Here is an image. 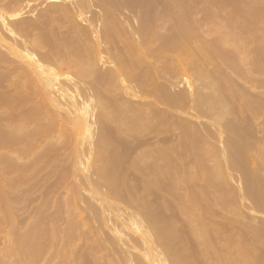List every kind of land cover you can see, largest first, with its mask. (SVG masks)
<instances>
[{"label": "rangeland", "instance_id": "rangeland-1", "mask_svg": "<svg viewBox=\"0 0 264 264\" xmlns=\"http://www.w3.org/2000/svg\"><path fill=\"white\" fill-rule=\"evenodd\" d=\"M0 20V264H125L126 242L129 264L264 263V0H0ZM133 211L148 236L115 244Z\"/></svg>", "mask_w": 264, "mask_h": 264}, {"label": "bare ground", "instance_id": "bare-ground-1", "mask_svg": "<svg viewBox=\"0 0 264 264\" xmlns=\"http://www.w3.org/2000/svg\"><path fill=\"white\" fill-rule=\"evenodd\" d=\"M101 1H102V0H100V2H101ZM97 2H98V1H97ZM108 2H110V1H108ZM108 2H107V3H108ZM98 4H99V3H98ZM105 5H106V4H105ZM108 5H110V4H108ZM110 6H111V5H110ZM105 7H106V6H105ZM111 8H112V7H111ZM123 12H124V10H123ZM124 13H126V12H124ZM129 15H130V14H129ZM126 16H127V15H126ZM3 17H4V16H3ZM128 17H129V16H128ZM3 20H5V18H4ZM0 23H2L1 20H0ZM11 25H12V24H11ZM0 26H1V25H0ZM8 27H9V26H8ZM10 27H11V26H10ZM9 33H10V32H9ZM224 54H225V53H224ZM246 54H247V53H246ZM240 55H241V54H240ZM244 55H245V54H244ZM245 56H246V55H245ZM224 57H225V56H224ZM254 57L256 58V55H255ZM255 58H254V59H255ZM258 58H259V57H258ZM244 59H245V57H244ZM241 60H242V59H241ZM252 60H253V59H252ZM252 60H251V61H252ZM253 61H254V60H253ZM252 63H254V62H252ZM231 64H232V63H231ZM233 65H234V64H233ZM252 65H253V68H254V64H252ZM257 65H258V64H257ZM251 67H252V66H251ZM146 68H147V67H146ZM263 68H264V67H263ZM263 68H262V69H263ZM248 69H250V68H248ZM254 69H256V66H255ZM215 70H216V69H215ZM215 70H214V71H215ZM256 71H257V70H256ZM142 72H143V71H142ZM225 72H226V71H225ZM225 72H224V73H225ZM248 72H249V70H248ZM252 72H253V71H252ZM262 72H263V70H262ZM147 73H149V72H147ZM145 74H146V73H145ZM248 74H249V73H248ZM250 74H251V73H250ZM256 74H257V73H256ZM227 75H228V72H227ZM227 75H226V76H227ZM246 75H247V74H246ZM262 75H263V74H262ZM148 76H149V75H148ZM247 76H248V75H247ZM250 76H251V75H250ZM251 77H253V76H251ZM255 77H257V76H255ZM255 77L253 78V80H255ZM258 77H259V76H258ZM231 78H232V77H231ZM133 79H134V78H133ZM229 79H230V78H229ZM248 79H249V78H248ZM259 79H260V78H259ZM147 80H148V78H147ZM238 80H239V79H238ZM249 80H251V79H249ZM260 80H261V79H260ZM260 80H259V81H260ZM154 81H155V80H154ZM228 81H229V80H228ZM231 81H232V80H231ZM102 82H103V81H102ZM133 82H134V81H133ZM133 82H131V84H132ZM158 82H159V81H158ZM233 82H234V80H233ZM236 82H237V81H236ZM236 82H235V83H236ZM261 82H262V81H261ZM135 83H136V85H137L138 82H135ZM139 83H140V82H139ZM139 83H138V86H139ZM154 83H155V82H154ZM255 83H257V80L255 81ZM258 83H259V82H258ZM106 84H107V83H106ZM148 84H149V83H148ZM160 84H161V83H160ZM232 84H233V83H232ZM238 84H239V83H238ZM238 84H236V86H238ZM260 84H263V82L260 83ZM132 85H134V84H132ZM158 85H159V84H158ZM162 85H163V83H162ZM174 85H175V84H174ZM174 85H173V88H174ZM186 85H187V84H186ZM234 85H235V84H234ZM263 85H264V84H263ZM263 85H262V87H263ZM236 86H235V87H236ZM255 86H256V85H255ZM258 86H259V85H258ZM258 86H257V87H258ZM68 87H69V86H68ZM72 87H73V86H71V88H72ZM82 87H83V86H82ZM82 87H81L80 85H79V87H78V85H77L76 89H75V87L73 88V89H75L74 92L77 91L78 94H79V96H78V97L76 96V95H77V92H76V94H74V96H75L76 98H71L70 101H71V104H72V105H73V104H81V105H83V109L81 108V110H80V109H79V110H80V111L83 110L82 112L84 113L83 115L85 116L86 120H87L88 122L92 123V121H93V115H94L95 117H96L97 115L99 116V114L95 115V113L92 114V112L90 113V111H89V109H91L92 107H90L91 105H88V102H90V101H88V100L90 99V97H89L88 95L93 94V93H92L93 90L91 91V89L89 88V90L91 91V93H90L89 91L86 90L87 88H82ZM140 87H141V86H140ZM154 87H155V86H154ZM177 87H178V86H177ZM188 87H189V86H188ZM239 87H240V88L244 91V93H245L246 90L244 89V87L242 88L241 84H240ZM260 87H261V86H260ZM91 88H92V87H91ZM135 88H136V86H135ZM138 88H139V87H138ZM207 88H208V87H207ZM133 89H134V86H133ZM136 89H137V88H136ZM167 89H168V88H167ZM171 89H172V87H171ZM174 89H177V88H174ZM181 89H182V87H181ZM181 89H180V90H181ZM197 89H198V88H197ZM71 90H72V89H71ZM178 90H179V89H178ZM178 90L175 91V92L180 94V93L182 92L183 89H182L181 91L179 90V92H178ZM184 90H185V89H184ZM184 90H183V91H184ZM194 90H195V88H194ZM198 90H200V89H198ZM237 90H238V89H237ZM255 90H256V89H255ZM261 90H262V89H261ZM120 91H121V90H120ZM202 91H203V90H202ZM213 91H214V90H213ZM96 92H97V91H96ZM175 92H173V93H174L175 96H177V95L175 94ZM186 92H187V91H186ZM215 92H216V90H215ZM215 92H214V93H215ZM235 92H236V91H235ZM237 92H238V91H237ZM88 93H90V94H88ZM184 93H185V91H184ZM199 93L202 94L200 91H199ZM216 93H218V91H217ZM233 93H234V92H233ZM238 93H239V92H238ZM244 93H243V94H244ZM255 93H256V92H255ZM160 94H161V93H160ZM243 94L240 93L239 96H240V95L242 96ZM86 95H87L89 98H87ZM95 95H96V94H95ZM172 95H173V94H172ZM174 95H173V96H174ZM196 95H197V94H196ZM212 95H213V93H212ZM217 95H218V94H217ZM248 95H249V94H247V92H246V95H245V94L243 95V96H245L244 99L247 100V104H248V105H249L250 102H255V101H252L251 98H254V100H257V99H258V98L253 97V96H251V98H250V96H248ZM259 95H260V94H259ZM121 96H123V95H121ZM173 96H171V97L173 98L171 101L175 104L174 106L176 107V104H177L176 101H177V100L175 101V99L178 98L179 95H178V97H175V99H174ZM201 96H203V100H202V99H201V100H202V102H203L204 104L200 101V102L202 103V105H201V104H197V105H195V107H196V106L199 107V105H201L200 107H202V106H205V104H206V105H208V106L210 107L209 109L211 110L212 107H213L212 109H214V102H216L215 104H217V103L219 104V103H220V100L218 99L219 97H218V98L216 99V101H215V100H214L215 98H213L214 96H211V95H206V96L201 95ZM239 96H238V97H239ZM241 96H240V97H241ZM243 96L241 97V100L243 99ZM91 97H92V96H91ZM117 97H118V96H117ZM171 97H170V98H171ZM184 97H185V99L188 98V100H190V98H191L192 96L190 97V95H189V96L187 97V95H186V96H184ZM240 97H239V98H240ZM246 97H248V98H246ZM80 98H81V99H80ZM92 98H93V97H92ZM180 98L183 99V96H181V97L178 98V99H179V103H181V102L183 101V100L180 101ZM194 98H196V97H194ZM230 98H231V97H230ZM233 98H235V97L233 96ZM255 98H256V99H255ZM59 99H60V98H58V103H59ZM121 99H122V98H121ZM125 99H126V98H125ZM130 99H131V98H130ZM249 99H250L251 101L248 103V100H249ZM259 99H260L261 102H258V103H259V104H261V103L264 104V100H263V99L261 100V98H259ZM259 99H258V100H259ZM123 100H124V99H123ZM169 100H170V99H169ZM194 100H195V99H194ZM235 100H239V99H235ZM258 100H257V101H258ZM114 101H115V100H114ZM125 101H126V100H125ZM130 101H131V100H130ZM158 101H159V100H158ZM158 101H157V102H158ZM195 101H196V100H195ZM217 101H219V102H217ZM239 101H240V100H239ZM244 101H245V100H243V103L237 105V107L239 106V110L242 109V110H241L242 113H244L243 110H245L244 108H245V106H247L246 102H244ZM91 102H92V100H91ZM123 102H124V101H123ZM135 102H136V101H135ZM140 102H141V101H140ZM140 102H139V103H140ZM145 102H146V100L144 99V103H145ZM150 102H151V101H150ZM154 102H155V101H154ZM200 102H199V103H200ZM231 102H232V101H231ZM236 102H238V101H236ZM61 103H62V102H61ZM118 103H119V101H118ZM120 103H121V101H120ZM132 103H133V102H132ZM132 103H131V104H132ZM136 103H137V102H136ZM146 103H147V102H146ZM159 103H160V101L158 102V104H159ZM185 103H186V102H185ZM232 103H233V102H232ZM239 103H240V102H239ZM255 103H257V102H255ZM66 104H67V103H66ZM86 104H87V105H86ZM122 104H123V103H122ZM133 104H134V103H133ZM140 104H141V103H140ZM147 104H148V103H147ZM149 104H150V103H149ZM162 104H163V102H162ZM182 104H183V102H182ZM182 104H181V106H182ZM187 104H188V103H187ZM218 104H217V106H218ZM221 104H222V102H221L219 105H221ZM236 104H237V103H236ZM250 104H251V103H250ZM120 105H121V104H120ZM123 105H124V107H126L125 104H123ZM134 105H135V104H134ZM153 105H154V104H153ZM177 105H178V104H177ZM188 105H189V104H188ZM223 105H224V106H223ZM223 105H221V106H223V108H222L223 112H224V111H227V110H228V111L230 110V109H229L230 107L228 106V104H227V105L223 104ZM233 105H234V103H233ZM252 105H253V104H252ZM261 105H262V104H261ZM88 106H89L90 108H89ZM129 106H132V105H129ZM137 106H138V105H137ZM146 106H147V105H146ZM151 106H152V104H151ZM172 106H173V105H172ZM217 106H216V108H217ZM226 106L229 107V108H228V109H225ZM138 107H139V106H138ZM141 107H142V106H141ZM148 107H150V106L148 105ZM182 107H183V106H182ZM205 107H207V106H205ZM227 107H226V108H227ZM233 107H234V106H233ZM261 107H262V106H261ZM261 107H260V108H261ZM74 108H75V107H74ZM94 108H95V107L93 106V110H96V109H94ZM133 108H134V107H133ZM133 108H132V109H133ZM157 108H158V107H157ZM183 108H184V107H183ZM207 108H208V107H207ZM216 108H215V110H216ZM100 109H102V108H100ZM123 109H124V108H123ZM140 109L142 110L143 108H140ZM151 109H152V108H151ZM154 109H155V111H156V108H154ZM174 109H175V108H174ZM176 109H177V108H176ZM192 109H193V108H192ZM247 109H248V108H247ZM256 109H257V107H256ZM117 110H118V108H117ZM136 110H137V109H136ZM136 110H135V112H136ZM138 110H139V109H138ZM141 110H139V111H141ZM157 110H158V109H157ZM161 110H162V109H161ZM165 110H166V109H165ZM217 110H218V108H217ZM258 110H261V109H258ZM128 111H129V110H128ZM128 111H127V112H128ZM188 111H189V107H188ZM228 111H227V112H228ZM95 112H96V111H95ZM123 112H124V111H123ZM137 112H138V111H137ZM157 112H158V111H157ZM164 112H165V111H164ZM164 112H163V113H164ZM190 112H191V111H190ZM190 112H189V113H190ZM210 112H211V111H210ZM210 112H209V113H210ZM125 113H126V112H125ZM125 113H124V114H125ZM128 113H131V114H132V112H128ZM140 113H141V112H140ZM143 113H144V112H143ZM154 113H156V112H154ZM158 113H159V112H158ZM158 113H156V114H158ZM165 113H166V112H165ZM173 113H174V112H173ZM186 113H187V112H186ZM186 113H185V114H186ZM197 113H198V111H197ZM209 113H208V114H209ZM216 113H217V112H216ZM224 113H225V112H224ZM247 113H248V112H247ZM70 114H71V113H70ZM79 114H80V113H79ZM113 114H115V113H113ZM120 114H121V113H120ZM137 114H138V113H137ZM166 114H167V113H166ZM166 114H165V116H166ZM190 114H191V113H190ZM198 114H199V113H198ZM201 114H202V113H200V115H201ZM219 114H220V111H219ZM250 114H251V112H250ZM73 115H74V113H73ZM167 115H168V114H167ZM174 115H175V114H174ZM205 115H206V112H205ZM217 115H218V114H217ZM220 115H221V114H220ZM245 115H246V112H245ZM98 116H97L96 119H99ZM119 116H120V115H119ZM119 116H118V117H119ZM137 116H138V115H137ZM139 116H140V115H139ZM169 116H170V115H169ZM201 116H203V115H201ZM214 116H215V115H214ZM247 116L250 117V115H247ZM95 117H94V118H95ZM124 117H125V116H124ZM128 117H131V118H132L133 116H128ZM206 117L209 118L208 115H207ZM248 117H247V118H248ZM115 118H116V117H115ZM134 118H135V117H134ZM147 118H149V117H147ZM160 118H161V117H160ZM164 118H166V117L163 116V120H164ZM187 118H188V117H187ZM187 118L185 119V117H184L183 119H184V120H188ZM214 118H216V117H214ZM243 118H244V117H243ZM245 118H246V117H245ZM111 119H113V117H112ZM124 119H125V118H124ZM126 119H127V118H126ZM139 119H141V118L139 117ZM152 119H153V117H152ZM152 119H151V122H152ZM168 119H170V118L168 117ZM168 119H167V120H168ZM180 119H181V118H180ZM210 119H211V118H210ZM248 119H249V118H248ZM94 120H95V119H94ZM116 120H117V119H116ZM116 120H114V121H116ZM122 120H123V119H122ZM141 120H142V119H141ZM157 120H158V119H157ZM159 120H161V119H159ZM159 120H158V121H159ZM163 120H162V121H163ZM181 120H182V119H181ZM249 120H250V119H249ZM97 121H98V120H96V121H94V122H97ZM147 121H148V120H147ZM153 121H154V119H153ZM165 121H166V120H165ZM170 121H171V120H170ZM170 121H169V122H170ZM188 121H189V120H188ZM188 121H187V122H188ZM119 122H120V120H119ZM169 122H168V123H169ZM190 122H191V121H190ZM190 122H188V124H189ZM195 122H197V121H195ZM206 122H207V124H205V126H202V127H204L203 129H206V125H209V124H208L209 121H206ZM244 122H245V121H244ZM244 122H243V123H244ZM148 123H150V122H148ZM148 123H147V124H148ZM171 123H172V122H171ZM201 123H202V122H201ZM246 123H250V122H249V121H248V122L246 121ZM116 124H117V123H116ZM119 124L122 125L121 123H119ZM123 124H124V123H123ZM196 124H197V123H196ZM203 124H204V123H203ZM226 124L229 125L228 123H226ZM125 125H126V124H125ZM125 125H124V126H125ZM148 125H149V124H148ZM197 125H198V124H197ZM246 125H251V123H250V124H246ZM152 126H153V124H152ZM166 126H167V125H166ZM172 126H173V125H172ZM193 126H194V125H193ZM198 126H199V125H198ZM229 126H230V125H229ZM229 126H228V127H229ZM131 127H133V126H131ZM141 127H142V126H141ZM168 127H169V126H168ZM170 127H171V126H170ZM195 127H196V126H195ZM200 127H201V126H200ZM208 127H209V126H208ZM225 127H226V126H225ZM228 127H227V128H228ZM246 127H248V126H246ZM230 128H231V126H230ZM174 129H175V128H174ZM196 129H197V127H196ZM199 129H200V128H199ZM231 129H232V128H231ZM244 129H245V128H244ZM249 129H250V128H249ZM206 130H207V129H206ZM232 130H233V129H232ZM245 130H246V129H245ZM245 130H244V131H245ZM114 131H115V130H114ZM200 131H203V130L200 129ZM212 131H213V130H212ZM247 131H248V130H247ZM249 131H251V130H249ZM95 132H96V131H95ZM169 132H171V131L169 130ZM251 132H252V131H251ZM171 133H172V132H171ZM209 133L211 134V135H209V137L213 138V137H212V134H214V133L211 132V131H210ZM233 133L235 134L233 137H231V138L228 137V138L225 139V140L223 139V142H221V145L224 147V148L222 149V150H223L222 153L224 152L225 154H227L228 152H230L229 150H232V149H236V150H238V149H241V147H244L241 141H240V143H241L242 145H239V143H238V138L240 137V135H239V136L237 135V136H238V138H237V136H236L237 132H233ZM244 133H245V132H244ZM246 133H247V132H246ZM93 134H94V133H93ZM95 134H96V133H95ZM167 134H168V133H167ZM173 134H174V133H173ZM175 134H176V133H175ZM175 134H174V135H175ZM247 134H248V133H247ZM247 134H246V135H247ZM243 135H245V134H243ZM248 135L250 136V134H248ZM248 135H247V136H248ZM95 136H96V135H95ZM214 136H215L214 139H215V140H218V135H217V137H216V133H215ZM222 137H223V136H222ZM174 138H175V137H174ZM176 138H177V137H176ZM242 138H243V136H242ZM168 139H169V138H168ZM177 139H178V138H177ZM220 139H221V138H220ZM239 139H240V138H239ZM243 139H244V138H243ZM153 140H154V139H153ZM171 140H172V139H171ZM171 140H170V141H171ZM221 140H222V139H221ZM176 141H177V140H176ZM176 141H174V142L176 143ZM178 141H180V140L178 139ZM224 141H225V142H224ZM94 142H95V141H94ZM174 142H172V143L174 144ZM218 142H219V141H218ZM83 143H85V141H84ZM91 143H92V142H91ZM91 143H90V144H91ZM134 143H135V142H134ZM136 143H137V142H136ZM140 143H141V142H140ZM166 143H167V142H166ZM149 144H150V143H149ZM164 144H165V143H164ZM177 144H178V143H177ZM130 145H131V144H130ZM144 145H145V144H144ZM84 146H85V145H84ZM91 146H92V145H91ZM141 146H142V145H141ZM245 146H246V145H245ZM85 147H86V146H85ZM92 147H93V146H92ZM213 147H214V146H213ZM132 148H133V147H132ZM90 149H91V147H90ZM92 149H93V148H92ZM236 150H235V151H236ZM216 151H217V150H216ZM91 152H93V151H91ZM238 152H239V151H237V152H235V153H238ZM224 153H223V155H225ZM239 153H240V152H239ZM230 154H231V153H228L227 156H225V157H226V160H225V161H227V163H229V165H230V163H232L233 165H235V162H236V160H237L238 163H236V164H239L240 161H239L238 159H239V158L242 159V157H241V156H240V157L238 156V158L236 157L237 159L234 160L233 156H230ZM217 155H218V154H217ZM238 155H239V154H238ZM159 157H160V156H159ZM225 157H224V158H225ZM161 158H162V157H161ZM243 158H244V157H243ZM77 159H78V157H77ZM160 160H161V159H160ZM247 160H248V159H247ZM80 161H81V160H80ZM167 161H168V160H167ZM225 161H224V162H225ZM242 161H243V160H242ZM165 162H166V161H165ZM220 162H221V161H220ZM227 163H226V165H228ZM240 163H241V162H240ZM155 164H156V163H155ZM232 164H231V165H232ZM152 165H154V164L152 163ZM157 165H158V164H157ZM223 165H224V164H223ZM229 165H228V166H229ZM241 165H242V164H241ZM243 166H244V165H243ZM243 166H242V167H243ZM158 167H159V166H158ZM161 167H163V166H161ZM230 167H231V166H230ZM238 167H239V166H238ZM148 168H149V167H148ZM164 168H166L165 165H164ZM164 168H163L162 170H164ZM232 168H233V167H232ZM237 169H238V168H237ZM150 170H151V169H150ZM159 170H160V169H159ZM233 172H234V171H233ZM152 173H153V172H152ZM155 173H156V171H155ZM163 173H164V172H163ZM240 173H241V172H240ZM150 174H151V173H150ZM156 174H157V173H156ZM238 174H239V173H238ZM154 175H155V174H154ZM157 175H159V174H157ZM157 175L155 176V178L158 177ZM162 175H163V174H162ZM148 176H149V173H148ZM240 176H241V175H240ZM149 177H152V176L150 175ZM244 177H245V176H244ZM234 178H235V177H234ZM242 178H243V177H242ZM245 178H247V177H245ZM148 179H150V178H148ZM157 179H158V178H157ZM157 179H156V180H157ZM243 179H244V178H243ZM146 180H147V179H146ZM154 180H155V179H154ZM235 180H236V179H235ZM245 180H246V179H245ZM245 180H244V182H245ZM247 180H248V179H247ZM247 180H246V181H247ZM257 181H259V180H257ZM251 183H252V181H250V183H249L248 185L250 186ZM254 183H256V182L253 180V185H254ZM260 183H261V182H260ZM145 184H147V183L145 182ZM237 185H238V184H237ZM242 185H243V184H242ZM245 185H246V183H245ZM253 185H251V187H252ZM258 185H260V184H258ZM89 186H90V185H89ZM235 186H236V185H235ZM238 186H239V185H238ZM256 186H257V184H256ZM261 186L263 187V184H262ZM91 187H92V186H91ZM239 187H240V186H239ZM93 188H94V187H93ZM236 188H237V186H236ZM252 188H253V187H252ZM257 188H258V189H257ZM255 189L259 190V187L257 186ZM252 190H253V189H252ZM90 191H92V190H90ZM93 191H95V189H94ZM238 191H239V190H238ZM248 191L250 192L251 189H250V190L248 189ZM259 191H260V190H259ZM259 191H258V193H259ZM84 192H85V191H84ZM96 192L98 193L97 190H96ZM236 192H237V191H236ZM88 193H89V192H88ZM90 193H91V192H90ZM97 193H96V194H97ZM100 193H101V192H100ZM238 193H240V191H239ZM251 193H252V192H251ZM255 193H256V192H255ZM248 194H249V193H248ZM260 194L262 195V193H260ZM97 195H98V194H97ZM99 195H100V194H99ZM250 195H251V194H250ZM89 196H90V195H89ZM93 196H94V195H93ZM100 196H101V195H100ZM251 196H252V195H251ZM98 197H99V196H98ZM242 197H244V196H242ZM255 197H256V196H255ZM255 197L252 196V197H249V199H251V198H252V199H253V198L255 199ZM240 198H241V197H240ZM261 198H262V197H261ZM91 199H92V196H91ZM99 199H100V198H99ZM256 199H258V197H256ZM92 200H93V199H92ZM95 201H96V200H95ZM261 202H262V200H261ZM92 203H93V202H92ZM95 203H96V202H95ZM258 203H259V200H258ZM263 208H264V207H263ZM94 211H95V210H94ZM96 212H97V211H96ZM133 213L135 214V211H133ZM134 214L131 215V216H129L128 218H126L127 215H126L125 217H119V216L117 217L118 220H116V221L119 222V225L121 226V231L118 233V235H116V237L114 236V237H115V238H114V242H115V244H116V241H115V240H118V241H119V239H120V243H121V240H123V239H124V240H127V239H126L127 237L125 238V236H122V234H121L122 230L125 229V228H127V227H129V228H131V229H133V230H135V231H138L139 233H140V232L143 233V236H145V237L148 236V233L146 234V231H145V229H146V227H147V225L144 223L145 221H140V219L143 220V219H142L143 217H142V218H139V217H140L139 214H138L139 216H138L137 214H135V215L138 216V217H136ZM123 215H124V214H123ZM109 216H112V215H109V214H108V215H105V214L102 215V214H101L100 219H101L102 222L100 221V223L105 224V225L107 224L109 227H111V229H113V231H116V226H115V224H117L118 222L116 223V222L114 221L115 219L113 220V219H112L111 217H109ZM113 216H114V215H113ZM148 217H149V216H148ZM148 217H147V218H148ZM155 217H156V216H155ZM92 218H93V217H92ZM147 218H146V219H147ZM96 220H97V219H96ZM148 220H149V219H148ZM157 220H158V219H157ZM98 221H99V219H98ZM114 222H115V223H114ZM146 222L148 223V222H150V220H149V221H146ZM158 223H159V222H158ZM159 224H160V223H159ZM159 224H158V227H157V228L161 227ZM148 225H149V227H150L151 223H150V224L148 223ZM103 226H104V225H103ZM155 226H157V223L155 224ZM100 227H101V226H100ZM104 227H105V226H104ZM151 227H152V225H151ZM167 227H168V225H167ZM97 228L99 229V227H97ZM147 228H148V227H147ZM152 228H153V227H152ZM155 228H156V227H155ZM162 228H164V227L162 226ZM102 229H103V227H102ZM169 229H171V228H167L168 231H169ZM153 230H155V229H153ZM160 230H161V233H162V234L160 233V234H161V237L164 238V239L162 238L163 241H165V239L167 238V236H168V239L171 238L170 240L172 241V237H173L175 234L172 233L173 235H171L170 232H166V231H167L166 228H165V230H163V229H160ZM160 230H159V231H160ZM32 231H33V230H32ZM39 231H40V230H39ZM42 231H43V230H42ZM164 231H165L166 233H168V234L163 233ZM170 231H171V230H170ZM26 232H27V231H26ZM28 232H29V231H28ZM30 232H31V231H30ZM33 232H34V231H33ZM124 232H125V230L123 231V233H124ZM155 232H156V233H159V232L156 231V230H155ZM39 233H40V232H39ZM41 233H42V232H41ZM51 233H52V231H51ZM174 233H177V232H174ZM163 234H165V235L163 236ZM25 235H26V234H25ZM156 235H157V234H156ZM33 236H34V234H33ZM171 236H172V237H171ZM23 237H25V236H23ZM35 237H37V236H35ZM123 237H124V238H123ZM156 237H157V236H156ZM158 237H160V235H158ZM176 237H177V235H176ZM29 238L31 239L30 235H29ZM174 238H175V236H174ZM177 238H178V237H177ZM177 238H176V239H177ZM17 239H18V238H17ZM168 239H167L166 241H168ZM159 240H160V239H159ZM173 240H174V239H173ZM177 240H178V239H177ZM160 241H161V240H160ZM171 241H170V242H171ZM15 242H16V241H15ZM154 242H155V241H154ZM156 242H158V241H156ZM161 242H162V241H161ZM161 242H160V243L158 242V243H159V244H162ZM170 242H169V243H170ZM174 242H175V240H174ZM174 242H173V243H174ZM173 243L171 242V244H173ZM15 244H17V243H15ZM22 244H23V243H22ZM121 244H122V243H121ZM125 244H126V245H125V246L123 245V248H121V249H120V247H118V249H119L118 252H119V255H120V258H119V259H120V261L122 260L125 264H129V263H131V262H130V261H131V258L128 256L129 250H127V248H128V246H127V242H126ZM159 244H158V245H159ZM164 244H165L166 247H167L168 242H165ZM164 244H163V245H164ZM242 244H243V243H242ZM33 245H34V244H33ZM148 245H149V242H148ZM151 245H152V244H151ZM151 245H150V246H151ZM154 245H155V244H154ZM165 245H164V246H165ZM243 245H244V244H243ZM140 246H141V245H140ZM168 246H169V245H168ZM170 246H171V245H170ZM170 246H169L168 248H171ZM15 247H16V246H15ZM17 247H18L19 249H21V245H20V243L18 244ZM125 247H126V248H125ZM244 247H245V246H244ZM9 248H10V247H9ZM129 248H130V247H129ZM151 248H152V247H151ZM239 248H240V247H239ZM7 249H8V247H7ZM7 249H6V250H7ZM29 249H30V248H29ZM152 249H154V248H152ZM152 249H151V251H152ZM3 250L5 251V249H3ZM9 250H10V249H9ZM238 250H239V249H238ZM7 251H8V250H7ZM236 251H237V250H236ZM250 251H251V250H250ZM2 252H3V251H2ZM127 252H128V253H127ZM252 252H253V250H252ZM4 253H5V252H4ZM16 253H17V252H16ZM234 253H235V252H234ZM237 253H238V252H237ZM248 253H249V252H248ZM255 253H256V252H255ZM6 254H7V253H6ZM22 254H23V253H22ZM156 254H157V253H155V255H156ZM173 254H174V253H173ZM249 254H251V253H249ZM9 255H10V254H9ZM254 255H255V254H254ZM158 256H160V255H158ZM171 256H172V255H171ZM236 256H237V255H236ZM135 257H136V256H135ZM144 257H145V256H144ZM163 257H164V256H163ZM172 257H173V256H172ZM175 257H176V256H175ZM1 258H2V257H1ZM155 258H156V257H155ZM157 258H158V257H157ZM157 258H156L155 260L159 261ZM165 258H166V257H165ZM230 258H231V257H230ZM20 259H21V258H20ZM48 259H49V258H48ZM51 259H52V258H50V260H51ZM137 259H138V258H137ZM147 259H149V258H147ZM231 259H232V258H231ZM246 259H248V258H246ZM153 260H154V259H153ZM176 260H177V258L175 259V261H176ZM178 260H179V259H178ZM184 260H185V259H184ZM47 261H48V260H47ZM137 261H138V260H137ZM139 261H140V260H139ZM151 261H152V260H151ZM165 261H166V259H165ZM172 261H173V260H172ZM186 261H187V260H186ZM48 262H50V261H48ZM166 262H168V261H166ZM166 262H165V263H166ZM20 263H21V261H20ZM137 263H138V262H137ZM140 263H141V261H140ZM148 263H149V262H148ZM171 263H173V262H170V264H171ZM188 263H189V262H188ZM246 263H247V262H246ZM253 263H255V262H253ZM1 264H2V262H1ZM138 264H139V263H138ZM255 264H256V263H255ZM263 264H264V263H263Z\"/></svg>", "mask_w": 264, "mask_h": 264}]
</instances>
